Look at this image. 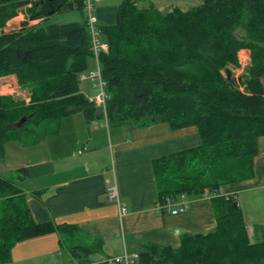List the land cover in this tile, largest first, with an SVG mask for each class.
Instances as JSON below:
<instances>
[{"label": "trees", "instance_id": "trees-1", "mask_svg": "<svg viewBox=\"0 0 264 264\" xmlns=\"http://www.w3.org/2000/svg\"><path fill=\"white\" fill-rule=\"evenodd\" d=\"M83 3L0 0V82L11 80L29 92L28 101L0 94V157L7 143L25 146L21 139L30 136L36 145L56 136L64 118L81 112L87 122L104 119L114 127L196 128L197 147L152 162L161 208L179 196L202 197L251 179L264 136V0H203L170 12L123 0L115 23L99 25L108 46L98 57L105 115L80 90L79 74L91 68L93 56ZM66 11H78L81 21L47 24L51 15ZM20 13L21 27L5 31ZM242 50L249 51L250 63L234 83L226 72L240 68ZM23 117L25 123L14 127ZM18 171V183L28 178L26 168ZM18 183L0 177V264L10 262L21 241L56 233L62 242L77 230L37 223ZM210 200L213 231L182 235L178 248L146 243L137 264H264V228H256L262 238L252 242L236 199L214 194ZM100 248L97 241L67 249L84 263Z\"/></svg>", "mask_w": 264, "mask_h": 264}, {"label": "crops", "instance_id": "crops-1", "mask_svg": "<svg viewBox=\"0 0 264 264\" xmlns=\"http://www.w3.org/2000/svg\"><path fill=\"white\" fill-rule=\"evenodd\" d=\"M202 1H197V4L190 0H137V6L153 7L161 12H170L174 8L185 11ZM119 5L112 0L97 3L95 13L98 24L113 25ZM239 60L240 68H230L234 75L240 74L249 65V51L242 50ZM92 69L93 62L86 72ZM260 82L264 89V76ZM81 83L80 90L85 95ZM94 131H98L99 138L94 140L89 133L82 147L83 154L73 153L72 145L67 150L65 143L62 150L58 149L55 142L49 143L55 136L48 137L44 159L39 157L30 161L31 164L20 167L27 168L29 175L20 181L21 185L33 180L38 182L25 189L28 191L19 186L28 196L34 220L37 223L53 221L74 226L77 230L63 237L62 242L56 233L21 241L12 248L11 260L7 264H100L124 254H138L146 243L178 248L182 235L206 234L214 230L216 221L210 200L214 193L187 198L188 208L176 215L161 214L157 209L152 162L156 158L197 147L199 135L196 128L172 131L166 124L160 123L107 130L97 125ZM69 141L71 143L72 139ZM257 146L253 177L224 185L215 193L236 199L252 242L262 238L260 233L255 235L256 228H264V136L258 139ZM100 148H103L101 153L106 160L103 164L98 160ZM108 166L110 169H107ZM30 170H34V175L30 174ZM114 181L119 203L125 208L122 217H119L117 204L106 196L107 187ZM42 190L40 199H36L34 191ZM97 241H100L101 248L84 259L88 262L80 263L82 257L72 256L67 249L70 246H92ZM65 242L68 247L64 251Z\"/></svg>", "mask_w": 264, "mask_h": 264}, {"label": "rangeland", "instance_id": "rangeland-1", "mask_svg": "<svg viewBox=\"0 0 264 264\" xmlns=\"http://www.w3.org/2000/svg\"><path fill=\"white\" fill-rule=\"evenodd\" d=\"M112 1L121 4L123 0H112ZM190 1L198 4L199 2L197 1L200 0H190ZM96 5L97 4H95V12H96ZM18 16L14 18V20H12L11 23L7 25L5 31H14L21 27V22L24 20L25 15L24 13H20ZM84 17H85V13H84ZM81 19L82 16L78 11H66L51 15L47 21V24L64 25L72 22H79L81 21ZM34 23L35 22H32L31 24ZM99 34H100L99 35L100 40H102L101 33ZM92 62H93V69L91 71L93 70L95 71L97 68V64L94 54L92 56ZM244 71L245 69H243L242 72ZM242 72L238 75L233 74L232 76H234L238 81V77L244 74ZM81 89L84 91L86 96L90 95V98L95 95L94 91L92 90L91 83L88 81L81 83ZM0 94L6 96H13L15 99H19V100L28 101L29 99V92L26 89L20 88L16 82H13L8 79L0 82ZM97 125H101L103 128H105V130L114 128V126L112 125L108 126L107 122L104 119H95L90 122H87L81 112L70 115L61 121L60 129H59L60 133L57 134L54 138L52 137L53 139H50L49 143L55 142L56 143L55 146H57V148L61 150L64 143H65V147H67V150L69 145H72L74 149L73 153L83 154L84 151L82 147L86 143L85 140L88 138V134L91 133V135H93L94 140L99 138L98 131H94V128ZM51 128H53V125L49 127V129ZM74 135H77L78 137L76 138ZM70 139H72L71 143L70 141L67 142ZM47 140H49V138ZM22 141L25 146L20 145L17 141H11L7 143L5 145V153L2 157H0V177H3L7 180H11L15 183H18V179H17L18 175H22V173L18 171L20 167H23L22 165H29L31 164L30 161L38 159L39 157H43L44 159L45 157L44 155H46L47 153L46 147L48 141H46V139L36 145H31L29 143L31 141L30 136L22 137L21 142ZM103 148H100L98 150L100 151L98 160L101 164L105 163L106 161L105 156H103V154L101 153ZM107 169H110V167L108 166ZM30 174L34 175V170L33 171L30 170ZM37 183H38L37 181L33 180L30 183H27V185H21L20 182L18 183V185L20 187L23 186V189L25 190L32 188ZM255 233H256L255 235H260L256 231ZM64 244L65 246H63L62 250L65 251L66 247H68V244L66 242Z\"/></svg>", "mask_w": 264, "mask_h": 264}, {"label": "built area", "instance_id": "built-area-1", "mask_svg": "<svg viewBox=\"0 0 264 264\" xmlns=\"http://www.w3.org/2000/svg\"><path fill=\"white\" fill-rule=\"evenodd\" d=\"M100 1L101 0H83L85 22L90 35L91 50L96 58L97 68L95 71H88L80 75L79 80L80 82L88 81L91 83L92 90L94 91L95 95L91 98H88V100L90 102H93L97 107H99L103 115H105L107 94L105 91V83L101 77V70L98 57L101 52H107L108 46L104 41L100 40L99 36L100 30L95 13V4ZM106 196L109 201H113L117 204L119 217H122L125 212V208L119 203L117 185L115 181L107 187ZM186 199L187 198L184 196H179L176 199L168 200L166 205L162 208L164 209V212L172 215L182 213L188 208V202L186 201ZM162 208L160 206H157L158 210H161ZM137 259V254H134L132 256L124 254L121 257L107 259L105 260V262H108L109 264H137Z\"/></svg>", "mask_w": 264, "mask_h": 264}, {"label": "water", "instance_id": "water-1", "mask_svg": "<svg viewBox=\"0 0 264 264\" xmlns=\"http://www.w3.org/2000/svg\"><path fill=\"white\" fill-rule=\"evenodd\" d=\"M226 74H227V77L229 79H231L232 82H234V83H237L238 82L237 79L234 76H232V74H231L230 71H227ZM25 121H26V118L23 117L17 124H15L14 127L19 128L22 124L25 123Z\"/></svg>", "mask_w": 264, "mask_h": 264}]
</instances>
